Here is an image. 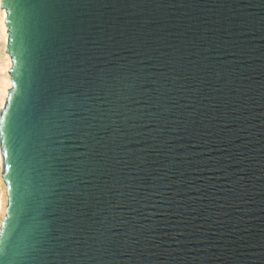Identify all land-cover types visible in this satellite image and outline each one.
Listing matches in <instances>:
<instances>
[{
	"label": "water",
	"instance_id": "1",
	"mask_svg": "<svg viewBox=\"0 0 264 264\" xmlns=\"http://www.w3.org/2000/svg\"><path fill=\"white\" fill-rule=\"evenodd\" d=\"M65 2L94 6L74 10L73 27L65 33L56 35L43 26L33 37L31 63L9 37L5 53L14 61L10 80L24 82L30 90L51 87L63 78L56 69L69 63L74 41L95 56L94 72L104 71L111 78L122 64H131L130 71L141 70L144 79L127 81L132 88L122 90L124 98L90 101L102 111L109 104L120 106L103 124L115 121L123 134L117 167L123 169L124 184L139 187L134 198L123 186L105 195L101 188L111 183L108 175L69 171L70 163L85 158L79 155L83 149L78 142L58 134L55 124L62 120L50 121L46 134L21 123L14 150L7 134L0 142L9 151L8 161L14 169L18 166L13 193L32 194L28 207L37 209V219L22 218L9 244V259L13 264H264V0ZM46 11L54 22L57 10ZM100 40L104 42H94ZM124 40L127 46H121ZM137 45L151 51L138 56ZM177 47L189 65L205 57L211 65L198 82V93L189 90L195 85L185 75L176 73L175 84L160 76L169 73L164 60ZM73 64V70L80 67ZM159 83L169 91L155 106L152 98L159 95ZM6 96L10 99L0 110L5 124L19 106V87ZM189 112L193 117L185 128ZM84 116L76 112L71 118ZM125 117L136 118L121 124ZM88 122L93 127L81 125L75 135L88 132L93 134L90 142L106 144L112 129ZM4 185L6 189L7 181ZM74 193L90 198L86 207ZM88 226L107 229L110 238L99 261ZM69 248L80 254L66 261Z\"/></svg>",
	"mask_w": 264,
	"mask_h": 264
},
{
	"label": "snow or ice",
	"instance_id": "2",
	"mask_svg": "<svg viewBox=\"0 0 264 264\" xmlns=\"http://www.w3.org/2000/svg\"><path fill=\"white\" fill-rule=\"evenodd\" d=\"M93 6L87 2L66 3L65 0H52L51 3L48 0H39L38 3L31 4L25 3L24 0H0V9L3 10V18L0 20V45L3 46V51H7L9 48V37H11L12 42L19 46L21 54L27 53L24 59L31 63L33 37L39 33L43 26L50 27L56 35L65 33L73 27L72 13L74 10ZM46 10H57L54 13V22L48 20L49 12ZM14 17L15 20H13ZM106 39L110 40L111 37L108 36ZM94 42L102 43L104 41ZM127 45L128 41H121V46ZM71 47L73 49V55L67 58L69 63L62 64L56 69V71L62 74L63 78L54 81L51 87L47 84H42L30 90L31 86L24 82H8L7 88L4 90L5 99H10V97L6 96L7 91L19 87V106L12 113L7 124H5L3 117L0 116V137L7 134L9 149L14 150L21 123L27 121L38 134H46L49 131L48 124L50 121L56 119L62 120V124H55L58 134L69 140L78 142L79 146L83 149L79 155L85 158L75 163H70L69 171L73 175L93 173L108 175L111 178V183H106L101 188V191L105 195L111 193L114 189L119 191L118 186H123L128 189L127 194L134 198L133 193L139 187V184L134 185L131 182L124 184L121 178L123 169L117 167L120 163L117 159V148L123 140V134L115 126V121H112L110 124H103L104 119L109 113L119 112L120 106L109 104L106 110L102 111L99 104L93 105L90 101L100 97H103L105 101L113 96L117 99L124 98L121 95L122 90H130L132 88V85L127 83V81L143 80L142 71H130L132 68L131 64H122L119 66L121 70L119 74L109 78L104 71H92V68L95 66L92 63L95 56L91 55L86 47L78 45L75 41ZM209 48L210 46L206 47L205 51H208ZM137 49L136 55L142 57L148 55L151 51L139 50V45H137ZM232 54L235 55V53ZM156 59L159 60L161 58L157 57ZM206 59L205 57L199 64L189 65V63H186V57L182 48L177 47L175 54L164 60V64L169 69V73H161L160 76L163 81L171 80L175 84L177 79L176 73L185 75L195 85L189 90L193 94L198 93L200 90L198 82L203 79L206 70L211 68V65L206 63ZM73 62L80 65V67L73 70ZM13 63V60H9L8 66L5 68L2 62H0V74L5 71H14L12 67ZM214 75L216 79L220 78L219 72H216ZM181 87H184V85H181ZM155 90L159 95L152 98V103L155 106H160L161 99L169 89L165 86V83H159ZM144 102L148 103L147 100ZM165 111H168V109H165ZM76 112H83L85 114L84 118L73 120L71 117ZM192 117L193 114L190 112L184 116V120L186 121L185 128L189 127ZM129 118L134 119L136 117H125L120 123L125 124ZM88 121H97L102 127H110L112 129L107 137L106 144L99 145L98 142H90L93 134L88 132L83 135H75V133L79 132L81 125L89 129L93 127L92 123ZM148 135L151 136V133ZM152 138L153 140L155 139V137ZM59 143L63 144L64 141L60 140ZM109 144H111V148L108 147ZM149 150L141 149L140 151ZM108 152H111L112 155L108 156ZM8 157L9 151L5 150L2 147V142H0V189H2L7 197V202L3 204L2 212H0V264H13V261L9 259L7 253L9 244L21 225L22 218L30 215L33 221L37 219V209L28 207L32 194L29 192L13 193V185L16 183L17 176L20 175L16 170L18 166L14 169L13 164L8 161ZM57 159L68 160L69 158L66 156H58ZM85 169L87 171H84ZM246 171L247 169H241V172ZM9 172H12L13 175H9ZM136 179L139 181L143 177H136ZM4 181H7L6 189L3 188ZM73 195L80 198L82 207L87 206L88 200L90 199L87 195L81 196L80 193H74ZM100 223L104 225L105 222L101 221ZM88 228L89 231L93 232V235L88 237L95 244L93 255L99 261L100 256L107 251L110 238L105 235L107 229L94 230L93 226H88ZM29 230L30 226H26L24 229L25 233H28ZM244 231H248V229H244ZM79 254V249L71 248L67 249L64 253L66 261L73 260ZM83 254L88 255L89 253L85 252Z\"/></svg>",
	"mask_w": 264,
	"mask_h": 264
},
{
	"label": "bare ground",
	"instance_id": "3",
	"mask_svg": "<svg viewBox=\"0 0 264 264\" xmlns=\"http://www.w3.org/2000/svg\"><path fill=\"white\" fill-rule=\"evenodd\" d=\"M3 18V10H0V20H2ZM2 50H3V46H2ZM3 53V58L0 62H2L3 66L6 68L8 66V62L10 60V57L7 53H5V51L2 52ZM0 110L3 108L4 106V102H5V89L7 88V84L8 82H11L10 80V76L8 74V71L3 72L2 74H0ZM7 95V92H6ZM3 188L5 189V185L3 184ZM7 202V197L6 194L3 193L2 189H0V212H2V208H3V204Z\"/></svg>",
	"mask_w": 264,
	"mask_h": 264
},
{
	"label": "rangeland",
	"instance_id": "4",
	"mask_svg": "<svg viewBox=\"0 0 264 264\" xmlns=\"http://www.w3.org/2000/svg\"><path fill=\"white\" fill-rule=\"evenodd\" d=\"M2 52H3V50H2V45H0V61H1L2 58H3V57H2V56H3V53H2Z\"/></svg>",
	"mask_w": 264,
	"mask_h": 264
}]
</instances>
